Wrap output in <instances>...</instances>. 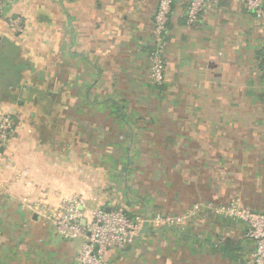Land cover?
I'll return each mask as SVG.
<instances>
[{
	"label": "crops",
	"instance_id": "crops-1",
	"mask_svg": "<svg viewBox=\"0 0 264 264\" xmlns=\"http://www.w3.org/2000/svg\"><path fill=\"white\" fill-rule=\"evenodd\" d=\"M159 2L3 0L0 120L13 130L0 140V264H79L83 239L47 217L73 197L88 217L183 219L106 264H253L248 225L217 210L264 214V25L237 0L189 23L190 0H172L157 87Z\"/></svg>",
	"mask_w": 264,
	"mask_h": 264
},
{
	"label": "built area",
	"instance_id": "built-area-1",
	"mask_svg": "<svg viewBox=\"0 0 264 264\" xmlns=\"http://www.w3.org/2000/svg\"><path fill=\"white\" fill-rule=\"evenodd\" d=\"M218 0H190L188 21L195 23L212 3ZM244 3L247 10L254 13L264 25V0H237ZM3 0H0V13ZM172 10V0H160L154 16V46L151 54L152 83L161 87L165 83V51L167 48V25ZM9 25L16 32L22 31L21 20L17 17L9 19ZM264 66V61H263ZM13 130V122L9 116L0 120V140L5 143ZM82 201L77 197L62 201L55 214L47 217L54 222L57 233L64 239H83L84 246L78 256L79 264H106L109 250H124L135 243L136 239L148 227L159 230L164 226H174L183 222L182 218L148 217L135 215L130 217L123 209L110 211L98 209L90 212L89 217L82 211ZM42 210H44L41 207ZM222 216L243 222L248 225V237L256 242L257 249L253 256V264H264V214L242 209L238 203L230 207L218 209ZM153 227V228H152Z\"/></svg>",
	"mask_w": 264,
	"mask_h": 264
}]
</instances>
